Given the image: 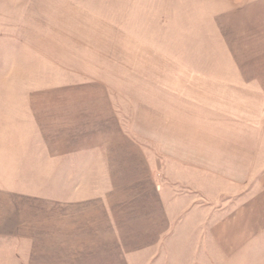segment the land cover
<instances>
[{"label":"crops","instance_id":"0c3cea01","mask_svg":"<svg viewBox=\"0 0 264 264\" xmlns=\"http://www.w3.org/2000/svg\"><path fill=\"white\" fill-rule=\"evenodd\" d=\"M68 2L0 0L2 18L27 5L2 42L55 28L78 42ZM80 2L112 10L100 20L120 36V0ZM128 4L142 21L128 52L83 38L98 72L64 61L84 79L4 88L17 95L0 97V264H154L166 237L182 251L202 230L229 258L264 239V0ZM221 194L238 200L201 204Z\"/></svg>","mask_w":264,"mask_h":264},{"label":"rangeland","instance_id":"374dc122","mask_svg":"<svg viewBox=\"0 0 264 264\" xmlns=\"http://www.w3.org/2000/svg\"><path fill=\"white\" fill-rule=\"evenodd\" d=\"M120 3L121 7L117 9V14H115V19L118 21L117 24H120L121 26V31L119 29L120 36L116 32V28L114 29L111 24L102 25L108 22H105L104 19L103 21L100 20L101 15L112 19V10H109V15L103 14L104 11L97 9V7L91 2L88 3V6H90L89 9L82 10L83 6L81 8L82 3L80 0H69L68 4H66V10L61 12L72 15L69 18L70 22L68 25L71 23L70 27L73 29L71 35L73 38L79 39L78 42L74 39L71 41L68 35L69 33L65 34L58 28H55L56 31L54 29H52L50 32L48 31V36H38V38H36L38 40H35L36 42L33 43H19L11 40L2 42V38L6 37L5 34H8V39H10L13 34H15L19 19L22 18H20V15L26 11L25 8L27 5L25 3L24 5H22L23 3L20 5H15V9L10 15L6 14L4 18L0 17V49H8L9 54L13 53V55H15L10 58L8 57L7 59L0 58V97L3 96L4 92L11 93L12 97H16V90L6 91L4 88L12 85L15 87V84L17 82L22 83V80L27 82L35 81V83L39 84L40 82L43 84H54L59 81L63 82L64 78H68V76H73L75 80L80 79L77 73H73L72 75L64 71V61L71 65L68 67V69L70 68V71L71 69L75 71L77 69L86 68L88 71L92 70L96 72V62L99 60H97L96 56L90 54L89 52L88 54L85 52V45L88 43H86V41L81 42L80 40L83 38H87L89 43L92 45H97V41L106 42L109 45L111 41L115 40L118 41V45L121 48H119V51L121 50L122 52H128L129 42L124 38L127 39V36L129 35L133 25H139L142 23V21L139 22L135 17H133V20L130 18V7L128 0H120ZM33 50H36L34 52L35 56H28L29 54L27 53H30V51ZM20 55L24 56L22 57ZM53 55H55V57H53ZM8 61L10 66L11 64H15L22 66L23 68H31V66L34 65L36 66V69L40 70V73H34L28 76L26 74L17 75L13 68L10 70V66L7 69L5 68V66L8 64ZM104 64V67L108 66L112 68V64ZM1 70L3 72H1ZM81 78L84 79L83 77ZM3 82L7 85L5 86V84H2ZM121 113L124 114L125 111H122ZM253 172V170L250 171V173ZM244 187L240 190L241 192L245 191ZM232 195L221 194L217 201H213L211 203L208 201H201V204H211L216 208L226 207L227 205H232L237 202L238 196L236 194ZM200 232L201 238L199 241L196 239L194 242L192 240V233L189 235L190 240L184 243V247L182 245V248H180L182 251L179 250L181 243L178 244L177 242H170L171 240L167 242V237L165 236V240H162L160 243L162 246V251L158 259L154 261V264H264V239L259 243L260 245L257 246V249H240L236 252L230 250L231 256H229V258H224L222 257L223 255L220 253V251L213 247V244L211 248H214L213 251L216 252V257L213 254V251H209L207 246L208 238L205 236L203 230ZM177 246L179 252L177 251Z\"/></svg>","mask_w":264,"mask_h":264}]
</instances>
